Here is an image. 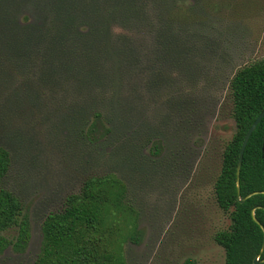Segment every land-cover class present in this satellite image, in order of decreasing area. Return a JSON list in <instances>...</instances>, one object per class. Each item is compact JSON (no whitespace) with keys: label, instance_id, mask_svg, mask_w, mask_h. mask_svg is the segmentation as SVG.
<instances>
[{"label":"rangeland","instance_id":"374dc122","mask_svg":"<svg viewBox=\"0 0 264 264\" xmlns=\"http://www.w3.org/2000/svg\"><path fill=\"white\" fill-rule=\"evenodd\" d=\"M157 3L0 0V19L14 12L39 30L57 15L72 20L73 13L94 9L90 29L104 38L120 35L123 44L130 37L136 42L129 63H122V54L105 56L121 68L113 79L120 97L110 95L102 110L116 120L113 133L101 126L93 142L86 133L90 104L77 110L71 69L0 66V145L13 162L4 186L22 201L31 230L26 250H6L0 264H34L45 218L61 210L84 180L109 173L127 184L128 203L139 215L136 241L124 244L127 264H225L214 236L231 220L216 202L215 182L236 130L229 85L238 70L264 60V11L246 14L243 0L215 12L196 9L197 20L187 25L162 24ZM161 3L165 17L195 2ZM74 24L85 32L82 23ZM120 48L119 40L111 51ZM2 235L11 240L17 232Z\"/></svg>","mask_w":264,"mask_h":264},{"label":"trees","instance_id":"16d2710c","mask_svg":"<svg viewBox=\"0 0 264 264\" xmlns=\"http://www.w3.org/2000/svg\"><path fill=\"white\" fill-rule=\"evenodd\" d=\"M238 1L243 0H194V5L186 3V6H180L179 11L168 12L164 17L162 14L165 11L161 0H158L161 6L157 3L155 10L162 24L187 25L197 20L196 9L205 7L208 12H215L224 4ZM245 1L247 5L241 10L246 14L264 11V0ZM70 6L75 9L73 4ZM54 7L53 4V11ZM113 11L106 9L104 14L111 16ZM127 11L132 12L133 9ZM86 12L73 13L72 20L68 14L57 15L46 23L43 30H39L28 17L23 22L17 19L14 12L8 13L10 20L1 15L0 66L10 71L17 70L22 63L27 65L25 70H34L38 66L40 69L41 66L51 69L54 66L61 71L71 69L76 77L77 110L90 104L91 117L85 125L87 137L93 142L101 126L104 132L113 133L116 120L106 119L102 110L110 95L112 100L120 97L113 79L121 68L116 67L113 61L105 62V56L109 51L122 54L119 57L122 63H129L135 53L136 42L133 43L130 37L123 44L120 35L111 37L106 34L105 38L101 37L99 32L88 27L92 25L88 15L95 14L94 9ZM75 21L82 23L79 25L85 27V32L81 29L77 31ZM119 40L124 51L121 48L111 51ZM103 83L107 87L101 89ZM229 90L236 130L223 152L221 171L215 182V197L219 208L229 214L231 226L217 232L214 240L225 251V264H254L264 242L263 229L253 217L255 209L254 215L264 227V118L244 152L239 196L237 165L244 138L264 110V60L238 70L230 81ZM12 163L9 150L0 145V255L8 249L22 253L31 240L24 205L4 186ZM253 193L258 194L240 203V199ZM127 199L128 186L116 174L92 176L84 180L78 192L66 197L61 210L45 218L40 253L34 264H127L124 244L136 241L139 219L138 212ZM10 230L17 232L11 240L2 235ZM261 259H264V251Z\"/></svg>","mask_w":264,"mask_h":264},{"label":"water","instance_id":"95a60500","mask_svg":"<svg viewBox=\"0 0 264 264\" xmlns=\"http://www.w3.org/2000/svg\"><path fill=\"white\" fill-rule=\"evenodd\" d=\"M263 118H264V110L261 112V114L258 116V118L254 121V123L252 124V126L248 130V132H247V134H246V136L244 138L242 147H241V151H240L239 159H238V165H237L238 196L240 195V170H241V167H242V161H243V157H244V152H245V149H246V147L248 145V142H249L253 132L256 130L257 126L260 124V122L262 121ZM263 151H264V144H263ZM256 194H258V193L250 194L246 198H244L242 200L240 199L239 201H240V203H244L248 198H250V197H252L253 195H256ZM263 194H264V192H263ZM254 212H255V209L253 210L254 221L262 227L263 232H264V227L256 219V217L254 215ZM263 251H264V242H263V247H262V250H261L260 254L254 260V264H261V263L264 262V260H260L262 254H263Z\"/></svg>","mask_w":264,"mask_h":264},{"label":"flooded vegetation","instance_id":"af4514ba","mask_svg":"<svg viewBox=\"0 0 264 264\" xmlns=\"http://www.w3.org/2000/svg\"><path fill=\"white\" fill-rule=\"evenodd\" d=\"M260 260H264V259H261V258H260Z\"/></svg>","mask_w":264,"mask_h":264}]
</instances>
